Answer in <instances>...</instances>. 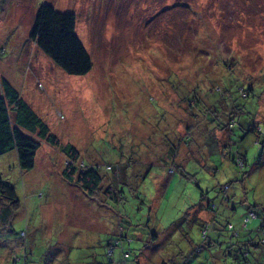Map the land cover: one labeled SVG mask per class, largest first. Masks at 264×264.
<instances>
[{
	"label": "rangeland",
	"instance_id": "obj_1",
	"mask_svg": "<svg viewBox=\"0 0 264 264\" xmlns=\"http://www.w3.org/2000/svg\"><path fill=\"white\" fill-rule=\"evenodd\" d=\"M42 3L75 15L86 74L29 38ZM1 79L59 145L25 171L0 156L20 204L0 264H264L231 237L264 218V0H0ZM66 145L99 167L94 195L63 177Z\"/></svg>",
	"mask_w": 264,
	"mask_h": 264
},
{
	"label": "trees",
	"instance_id": "obj_2",
	"mask_svg": "<svg viewBox=\"0 0 264 264\" xmlns=\"http://www.w3.org/2000/svg\"><path fill=\"white\" fill-rule=\"evenodd\" d=\"M28 36L34 41L37 48L65 73L83 75L91 69V59L75 33V15L73 13L60 12L55 10L51 5L42 3L35 13L34 22ZM230 125L232 126L233 124L230 123ZM23 130L28 131L32 135L35 134L37 139L33 138L32 135V137L26 136ZM252 130L255 131L254 128ZM256 132L259 133L258 130ZM41 141H45L51 146L59 145L58 138L49 131L47 125L33 112L31 107L19 96L12 85L5 79H1L0 156L14 150L17 155L19 169L21 171L30 170L34 166L36 151L39 149ZM62 152L68 159V163L62 171L63 177L70 182H75L89 196L94 195L101 186L99 167L97 165L85 166L84 162L80 160L78 150L71 145L62 147ZM79 162L81 166L76 167V164ZM233 162L244 166L246 163L245 156L237 154ZM111 192L112 190H105L107 195H110ZM226 199L229 200L228 198ZM0 201L4 205V208L0 211V219L1 222L7 224L12 212L20 204L14 187L3 181L1 174ZM207 207H209V204ZM260 221L254 230L258 235L256 242L251 243V240L248 239L251 230L247 229V223L245 229L239 232L232 231L231 237L238 239L242 233L244 234L243 239H241L242 242L263 250L264 218L261 217ZM22 234L25 235L24 232ZM108 251H111V249ZM238 254L239 260H242L244 264H250L248 249H238ZM23 259L24 255L16 257L12 262L14 264L19 262L25 264L26 261ZM160 264L170 263L161 261Z\"/></svg>",
	"mask_w": 264,
	"mask_h": 264
},
{
	"label": "built area",
	"instance_id": "obj_3",
	"mask_svg": "<svg viewBox=\"0 0 264 264\" xmlns=\"http://www.w3.org/2000/svg\"><path fill=\"white\" fill-rule=\"evenodd\" d=\"M249 216L255 218L256 215L253 212H249Z\"/></svg>",
	"mask_w": 264,
	"mask_h": 264
}]
</instances>
